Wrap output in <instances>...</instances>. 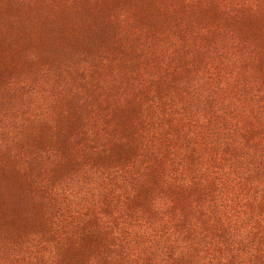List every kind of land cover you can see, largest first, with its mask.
<instances>
[{
	"label": "rangeland",
	"instance_id": "1",
	"mask_svg": "<svg viewBox=\"0 0 264 264\" xmlns=\"http://www.w3.org/2000/svg\"><path fill=\"white\" fill-rule=\"evenodd\" d=\"M0 264H264V0H0Z\"/></svg>",
	"mask_w": 264,
	"mask_h": 264
}]
</instances>
